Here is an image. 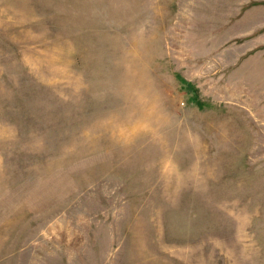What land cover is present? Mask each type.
I'll return each mask as SVG.
<instances>
[{"label":"rangeland","instance_id":"rangeland-1","mask_svg":"<svg viewBox=\"0 0 264 264\" xmlns=\"http://www.w3.org/2000/svg\"><path fill=\"white\" fill-rule=\"evenodd\" d=\"M0 264H264V0H0Z\"/></svg>","mask_w":264,"mask_h":264}]
</instances>
